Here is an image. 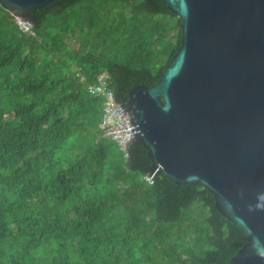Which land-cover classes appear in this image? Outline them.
Here are the masks:
<instances>
[{
  "label": "trees",
  "instance_id": "1",
  "mask_svg": "<svg viewBox=\"0 0 264 264\" xmlns=\"http://www.w3.org/2000/svg\"><path fill=\"white\" fill-rule=\"evenodd\" d=\"M0 5V264H230L247 242L201 184L143 176L152 161L102 136L109 73L116 97L156 84L181 42L162 0ZM75 38L73 41L72 38Z\"/></svg>",
  "mask_w": 264,
  "mask_h": 264
},
{
  "label": "water",
  "instance_id": "2",
  "mask_svg": "<svg viewBox=\"0 0 264 264\" xmlns=\"http://www.w3.org/2000/svg\"><path fill=\"white\" fill-rule=\"evenodd\" d=\"M56 0H0L11 15ZM181 24V42L152 86L115 99L130 115L131 144L152 161L148 174L201 184L247 242L230 264H264V0H162ZM129 156V152H128Z\"/></svg>",
  "mask_w": 264,
  "mask_h": 264
},
{
  "label": "built area",
  "instance_id": "3",
  "mask_svg": "<svg viewBox=\"0 0 264 264\" xmlns=\"http://www.w3.org/2000/svg\"><path fill=\"white\" fill-rule=\"evenodd\" d=\"M12 16L22 31L35 35L31 21L20 16ZM109 78L108 72H102L94 83L88 84L87 89L92 95L100 96L104 99L101 121L99 123L102 136L114 140L125 156L128 157L126 143L131 139L130 115L125 116L116 102L115 91L110 87ZM143 178L150 184L154 182V179L148 173Z\"/></svg>",
  "mask_w": 264,
  "mask_h": 264
},
{
  "label": "clouds",
  "instance_id": "4",
  "mask_svg": "<svg viewBox=\"0 0 264 264\" xmlns=\"http://www.w3.org/2000/svg\"><path fill=\"white\" fill-rule=\"evenodd\" d=\"M257 209L264 210V193L258 195V200L255 206L249 205V211H254ZM260 254L264 256V252H261Z\"/></svg>",
  "mask_w": 264,
  "mask_h": 264
},
{
  "label": "rangeland",
  "instance_id": "5",
  "mask_svg": "<svg viewBox=\"0 0 264 264\" xmlns=\"http://www.w3.org/2000/svg\"><path fill=\"white\" fill-rule=\"evenodd\" d=\"M20 17H21V18H25V17H22V16H20ZM72 40L74 41V40H75V38L73 37V38H72Z\"/></svg>",
  "mask_w": 264,
  "mask_h": 264
}]
</instances>
